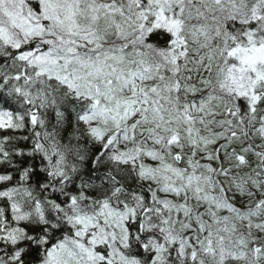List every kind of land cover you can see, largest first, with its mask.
<instances>
[{
	"label": "snow or ice",
	"instance_id": "snow-or-ice-1",
	"mask_svg": "<svg viewBox=\"0 0 264 264\" xmlns=\"http://www.w3.org/2000/svg\"><path fill=\"white\" fill-rule=\"evenodd\" d=\"M0 264H264V0H0Z\"/></svg>",
	"mask_w": 264,
	"mask_h": 264
}]
</instances>
